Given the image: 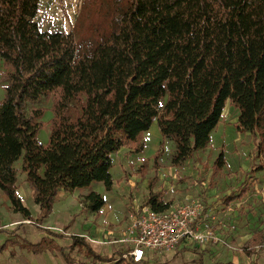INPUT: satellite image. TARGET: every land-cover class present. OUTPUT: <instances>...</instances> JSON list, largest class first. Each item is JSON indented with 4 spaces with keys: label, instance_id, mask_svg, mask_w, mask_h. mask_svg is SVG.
<instances>
[{
    "label": "trees",
    "instance_id": "trees-1",
    "mask_svg": "<svg viewBox=\"0 0 264 264\" xmlns=\"http://www.w3.org/2000/svg\"><path fill=\"white\" fill-rule=\"evenodd\" d=\"M40 1L0 0V190L28 221L0 230L7 238L0 251L18 233L25 241L29 233L22 231L33 227L45 236L21 249L41 252L50 234L57 237L41 225L58 192L93 183L109 190L112 155L127 146L141 153L144 143L137 144L154 122L162 140L174 143L172 162L178 164L208 147L231 102L239 111L236 132L249 133L264 155V0H124L117 30L78 59L72 33L38 29L33 20ZM48 96L52 118L43 146L37 135L44 111L27 113L26 105ZM222 161L220 155L215 165ZM254 169L264 171V158ZM18 173L32 190L36 218L18 196ZM236 199L229 196L226 205ZM82 200L96 214L105 203L95 192ZM149 203L155 211L168 208H156L151 193ZM69 239V247H57L63 264H87L85 258L122 264L118 259L127 252L102 258L84 238ZM262 241L261 233L254 234L246 252Z\"/></svg>",
    "mask_w": 264,
    "mask_h": 264
},
{
    "label": "rangeland",
    "instance_id": "rangeland-1",
    "mask_svg": "<svg viewBox=\"0 0 264 264\" xmlns=\"http://www.w3.org/2000/svg\"><path fill=\"white\" fill-rule=\"evenodd\" d=\"M123 1L41 0L38 13L33 21L41 32L72 33L76 42V59H78L83 55H91L93 50L106 40L109 30L113 32L117 30L121 12L124 10V7H121ZM3 85L4 83L0 81V102L4 97ZM52 103L51 96H48L26 105L27 113L35 109L44 111L41 119L43 126L37 135L38 142L43 146L48 143L49 139ZM238 116L239 111L231 102H227L221 120L211 134L208 147L193 153L178 164L172 162L174 143L162 140L157 124L154 122L137 144L139 146L141 142L144 143L141 153H132L131 147L127 146L112 155L110 169L112 186L109 190L103 183H93L87 188L77 189L74 195H70L74 201L69 199L71 200L70 205H67L64 210H56V212H63L66 218L54 223L55 219L50 214L43 223L45 226L54 225L55 228L51 227L54 228L51 233L60 234L65 238L71 237L73 233L89 234L88 231L95 228L96 236H101V238H94V246H116L123 252L128 249V245L122 240L126 239L133 220L144 207L152 208V203H149L151 193V196L155 195L156 208L167 205L166 210H172L192 200H202L206 210L217 206L221 207V211L226 210L232 215L237 212L236 217L241 218V224L246 221L245 226L249 230L253 232L261 228L263 230L264 171H257L254 168L263 163L264 155L257 151L249 133L236 132L234 124ZM160 143L163 144L162 152L154 168V154ZM220 155L223 161L220 166H217L215 161ZM20 166L21 164L17 163L15 168L20 170ZM21 177L23 179L25 176L22 174ZM17 179L19 187L24 186L26 190L27 184L24 180L22 185L20 177ZM153 180L155 182L150 192L149 185ZM241 190L245 191L243 196L226 205L225 200L229 196L239 194ZM80 191L95 192L103 198L105 203L101 208V214L100 212L96 214L98 217H94L95 213H92L87 204L83 202V195L78 197V199L82 197L79 201L81 205L78 206L77 195ZM69 200L65 203L68 204ZM4 219L3 217L2 221ZM5 222L9 223L7 219ZM226 225L230 232L235 230L234 224L232 225L234 229L230 228V223ZM13 227L12 225L10 228ZM25 231L37 233L33 227L22 232ZM19 235L22 233H18L15 239L10 238L17 250L24 248L23 239L18 238ZM49 239L53 242L46 240L45 247L48 245L51 247V256L57 260L55 264H63L56 253L57 247L63 248L62 242L54 236L51 237V234ZM235 248L238 247L231 245L228 250L232 251ZM148 259L151 264L156 263L152 255L148 256ZM189 264L192 263L189 262Z\"/></svg>",
    "mask_w": 264,
    "mask_h": 264
},
{
    "label": "crops",
    "instance_id": "crops-1",
    "mask_svg": "<svg viewBox=\"0 0 264 264\" xmlns=\"http://www.w3.org/2000/svg\"><path fill=\"white\" fill-rule=\"evenodd\" d=\"M17 163H20V161ZM17 163L15 165H17ZM21 175H22L21 173H18V177H20L23 185L24 183L23 180L25 179V177L22 179ZM20 187H19V182L17 181V193L21 199V203L23 207L29 211L32 218H36L38 208L34 204L32 198L33 195L32 190L28 187V185L26 190L24 189V186L22 188ZM242 191L243 193H241ZM74 193H76V190L73 191L71 194L66 193L64 191L58 192L57 196L54 198L53 211L51 213V216L55 219L54 223L57 220L59 221L62 218L64 220L66 218V215L63 212H56V210L59 211H61L60 209L64 210L67 207V205H70L72 200L71 196L74 195ZM240 193L241 196L238 197ZM240 193L234 194V196H237L236 200L241 198L245 193V191L241 190ZM87 194L88 193H83L80 191V193L77 195L79 207L81 205L79 201H81L82 198L81 197L78 199L79 195H83L84 197ZM66 200H69L68 204L65 203ZM216 207L217 206H214L213 209L212 208L207 209V212L209 214H212L214 217L212 224L216 227L217 235L220 238L224 239L226 241V244L230 246L234 245L238 248H235L234 250L231 251L228 250L227 246H221L220 244L214 245L210 243L204 248H199V247L193 248L194 246H190L187 244H179L171 253L150 254L153 256V261L156 262L155 264H189V262H191L192 264H264V229L262 230L261 228L253 232L252 230H249V228L245 226V224L247 223L246 221L243 222V224H241L240 222L241 218L236 217L237 212L232 215L231 213H228V211L226 210L221 211L220 210L221 207H217L216 210ZM99 212L101 214V209ZM3 217L5 219L2 221ZM94 217H98L96 213L94 214ZM6 219L9 223L5 222ZM219 222L223 223V226L222 225L219 226ZM27 223L28 221L25 220L21 216V214L16 213L13 210L9 199L0 190V230L1 229L13 230L17 225L27 224ZM227 223H230L231 225L234 224L235 230L233 232H230L228 230V226L226 225ZM237 223L239 224L238 226ZM12 225L14 227L10 228ZM41 226L43 228H50L51 230H54L55 228L54 225L45 226L44 223H42ZM88 232L89 234L82 233L83 235L82 234L80 235L79 233H73L72 236L84 238L87 244H89L93 253L102 258H111L118 251H120V249H117L116 246H107V247L94 246L93 244L95 243L93 242L94 238L95 237L101 238V236H96L97 232L95 231V228H91ZM257 233L262 234V239H263V241L261 242L262 244L259 247L253 249V251H250L249 252L250 254H248V252H246L245 250L246 246L252 240L253 235ZM55 235L57 236L56 238L62 242L61 244L63 248H67L71 245V240L69 239V237L65 238L60 234L59 235L55 234ZM42 237L43 236H41L38 233L31 232L29 233L25 241L22 240V243L27 245H33L38 243ZM6 239L7 238L5 236L0 234V246L3 241H6ZM50 248L51 247L48 245L44 247V249L41 252L33 253L30 249H26L24 251L17 250L15 249V244H12L9 245L7 249H5L4 251H0V264H55L57 260L51 256ZM242 248L245 249L242 250ZM72 257L74 256L72 255ZM82 258H84V256ZM85 259H86V263L91 264V258H85ZM116 262L117 260H114L110 263H104V264H116ZM141 264H151V261L147 257Z\"/></svg>",
    "mask_w": 264,
    "mask_h": 264
},
{
    "label": "built area",
    "instance_id": "built-area-1",
    "mask_svg": "<svg viewBox=\"0 0 264 264\" xmlns=\"http://www.w3.org/2000/svg\"><path fill=\"white\" fill-rule=\"evenodd\" d=\"M213 219L202 200H192L161 212L144 207L133 220L126 239L122 240L128 249L119 260L122 264H141L150 254L171 253L179 244L204 248L211 243L231 248L217 235ZM230 228L234 229L232 225Z\"/></svg>",
    "mask_w": 264,
    "mask_h": 264
}]
</instances>
